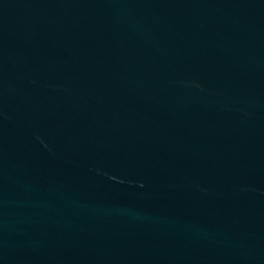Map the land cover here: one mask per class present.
Masks as SVG:
<instances>
[{
	"label": "water",
	"instance_id": "95a60500",
	"mask_svg": "<svg viewBox=\"0 0 264 264\" xmlns=\"http://www.w3.org/2000/svg\"><path fill=\"white\" fill-rule=\"evenodd\" d=\"M0 264H264V0H0Z\"/></svg>",
	"mask_w": 264,
	"mask_h": 264
}]
</instances>
